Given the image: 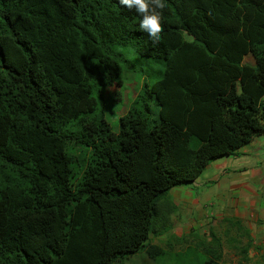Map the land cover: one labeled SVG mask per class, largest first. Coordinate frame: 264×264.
<instances>
[{"label": "trees", "instance_id": "1", "mask_svg": "<svg viewBox=\"0 0 264 264\" xmlns=\"http://www.w3.org/2000/svg\"><path fill=\"white\" fill-rule=\"evenodd\" d=\"M164 2L153 43L119 0H0V264L167 256L150 239L171 227L169 191L264 134V0ZM131 43L164 68L115 131L106 89L122 84ZM229 226L239 264H264L242 222ZM186 239L204 264H230L215 231Z\"/></svg>", "mask_w": 264, "mask_h": 264}, {"label": "crops", "instance_id": "2", "mask_svg": "<svg viewBox=\"0 0 264 264\" xmlns=\"http://www.w3.org/2000/svg\"><path fill=\"white\" fill-rule=\"evenodd\" d=\"M208 167L209 175L169 191L164 202L167 209L170 205L174 208L170 214L166 212L171 227L150 241L177 246L178 240L191 233L210 241L211 231L219 230L220 223L237 219L250 231L255 253L261 250L263 254L264 134L239 148L237 154L218 158Z\"/></svg>", "mask_w": 264, "mask_h": 264}, {"label": "rangeland", "instance_id": "3", "mask_svg": "<svg viewBox=\"0 0 264 264\" xmlns=\"http://www.w3.org/2000/svg\"><path fill=\"white\" fill-rule=\"evenodd\" d=\"M186 38L192 40V36L188 34H186ZM119 50L126 55L129 59V63L125 67L124 73L121 77L122 84H114L108 87L106 89L105 97L106 117L115 131L118 130L119 117L127 113L139 91L142 89L144 82L152 85L158 79L159 71L164 68L162 62L139 55L134 49L133 43L127 46H121L119 47ZM245 62L254 64L255 60L252 55H248L245 58ZM158 112L159 107L157 103L155 101L151 102V112L149 113L151 126L157 123L159 118ZM73 148L74 152L79 155L82 149L78 146ZM210 170V167H208L201 175H209ZM230 227L229 223L222 222L219 224V228L217 227L219 230H216L215 232L223 239V259L230 264H239L242 257L241 253L237 246L234 247L228 243V237L226 236V230L228 228L230 229V236L235 233L233 228L231 229ZM204 237L206 238L207 236ZM209 238L211 239V235ZM206 240L209 239L206 238ZM242 241L246 243L247 239L244 238ZM191 242L192 243H190L189 239H186L184 243L179 242V244L173 248L168 246L167 249L169 250V255L164 257L160 256L152 259L148 257L145 250H141L138 253L127 255L126 257L115 261L114 264H204V261L207 259V254H205L201 247H195V241L193 242L192 240ZM237 245H240V243H237ZM255 251L256 249L254 247L250 249L249 254H251L252 260H255L256 258L261 259V256L264 253L262 254L261 250H259L258 253H255ZM245 263L251 264V261H246Z\"/></svg>", "mask_w": 264, "mask_h": 264}, {"label": "clouds", "instance_id": "4", "mask_svg": "<svg viewBox=\"0 0 264 264\" xmlns=\"http://www.w3.org/2000/svg\"><path fill=\"white\" fill-rule=\"evenodd\" d=\"M119 2L128 9H135L142 17L140 28L149 35L153 43L160 42L163 26L161 14L157 10L166 7L164 0H119Z\"/></svg>", "mask_w": 264, "mask_h": 264}]
</instances>
